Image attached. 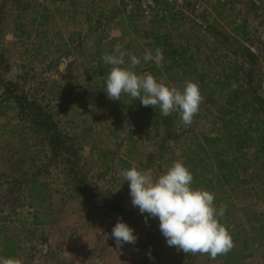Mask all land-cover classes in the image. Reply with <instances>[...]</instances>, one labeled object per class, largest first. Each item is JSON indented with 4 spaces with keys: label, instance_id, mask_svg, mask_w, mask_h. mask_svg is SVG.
Instances as JSON below:
<instances>
[{
    "label": "rangeland",
    "instance_id": "1",
    "mask_svg": "<svg viewBox=\"0 0 264 264\" xmlns=\"http://www.w3.org/2000/svg\"><path fill=\"white\" fill-rule=\"evenodd\" d=\"M139 1L0 0L5 4L0 11V35L8 42L13 62L18 66L24 64L27 68H39L43 58L51 66L55 58L63 57L49 76V86H44V90L39 87V95L49 105L55 120L66 130L82 135L84 129L92 127L83 143L79 144L81 164L93 182L98 180L99 194L103 199L107 193L119 196L121 203L129 209L123 213L125 221L138 237L135 245L125 244L118 249L109 228L110 220L94 214L90 201L72 197L74 191H60L49 200L40 198L44 201L41 212L52 213L47 217L49 224H35V211L28 204L30 199L21 198L16 205L10 203L17 212L10 227L20 233L19 259L22 264H138L137 261L145 257L148 258L146 264H224L219 255L215 260L207 254L189 253L178 257L179 250L158 241L163 237L159 234L160 229L156 230L159 228L158 218L148 217L145 222L147 214H141L137 207H133L129 184L120 175L122 170L133 166L155 178L177 160L186 167L194 163L206 165L207 177L212 183L203 189L214 194V205L218 210L221 207L228 209L231 225L241 223L234 229L239 242L252 235V226L248 223L254 222L253 215L264 214V154L257 153L260 143L254 110L240 109L235 114L240 122L237 126L242 123L245 129L240 130L244 131L247 140L244 150L252 160V166L247 168V184L242 185L240 181L245 177L242 171L246 167H239L238 178L232 176V179L223 173L220 157L212 158L214 153L211 152L210 157L201 158L199 147L192 142L210 148L213 145H206L204 140V135H207L220 137L214 149L222 144V132H227L222 125L230 124L228 118L230 114L234 115V111L222 113V104L227 103L225 98L222 99V88L215 81L222 79V72L237 66L235 60L243 58L240 43L251 44V48L260 53L256 71L261 84L259 91L264 94V15L251 13L249 5L240 0H202L199 7L197 0H185L179 8H176L175 0H155L156 15L147 19L140 13ZM251 1L262 5L260 0ZM178 9L187 16L179 24L169 19L171 11ZM243 17H249L251 25L257 27L254 34V38H260L257 43L249 44L239 33L242 30H233ZM155 21L164 25L153 26ZM207 25L231 34L232 42L223 37L221 49L208 45L214 36L212 30H206ZM118 43L126 53L125 66L130 64L129 54H134L141 59V64L135 69L138 74L148 72L158 82L170 87H183L180 85L185 80L184 71L187 72L185 81L197 84L200 73L214 78V86L209 90H202L198 85L203 101L191 125L183 124L178 111L164 116L158 107H144L139 99L132 100L127 94H122L120 101L108 98L105 90L110 66L104 63L102 56L112 54ZM157 48L162 50L163 59L144 62L145 50L155 56ZM185 48L194 55H189L193 59L187 57L188 63L183 65L179 58ZM229 107L232 108V104H228ZM135 117H144L145 121L166 119L169 122L162 123L163 128L166 123H171L180 129L168 136L167 148L157 153L160 137L154 129L150 133L129 132L134 127ZM14 119L7 122L0 117V175L8 169L12 154L18 157L30 151L32 155L36 148L30 131L25 134L24 130L21 134L14 132ZM23 137L25 142H20ZM6 143L15 148L13 153H4L1 149ZM21 143L25 147L20 148ZM68 177L62 168L52 188H61ZM34 203L36 205L37 201ZM225 213L219 218L221 221L226 218ZM45 216L40 215L39 220ZM148 220H152V224ZM27 237L30 240H26ZM250 245L245 251H252L254 255L244 262L264 264V246L255 242Z\"/></svg>",
    "mask_w": 264,
    "mask_h": 264
},
{
    "label": "trees",
    "instance_id": "2",
    "mask_svg": "<svg viewBox=\"0 0 264 264\" xmlns=\"http://www.w3.org/2000/svg\"><path fill=\"white\" fill-rule=\"evenodd\" d=\"M240 1H244V4L249 5L248 10L250 9L249 11L251 13L264 15V0H260L262 5H257L251 0H246V2L245 0ZM0 5V11H2V7L5 4L1 2ZM184 14L186 13L181 9L174 10L171 11L169 19L179 24L183 18H187ZM129 17L131 18L132 15H129ZM159 24V22L155 21L152 25ZM160 25L164 24L161 23ZM254 28L251 25L250 18L243 17L242 21L233 27V30H242L239 33L243 34L248 43H257L260 41V38H254L257 27ZM206 30H212L214 36V40L208 45H214L215 48L221 49L222 46L220 45H222L223 37L227 42H232L231 34L221 32L217 28H213L212 25H207ZM1 37L0 35V117H4L7 122L15 118L14 120L16 122L14 121L13 125L14 132L21 134L24 130L25 134L30 131V138L33 141L32 144L36 148L33 150L32 155H30V151H26L27 153H22L18 157L14 156L16 154H12L10 157L11 162L9 161L7 165L8 169L3 170L0 175V257H14L18 259L20 257L19 251L21 250V243L20 238L18 239L20 233H16L10 225L14 215H17L16 207L11 204L16 205L18 201L21 202V198L30 199L28 204L35 211V219L33 221L35 224H49L50 221L47 217L50 216L51 211L41 212L40 209L44 206V201H41L40 198L49 200L51 196L60 193V191L61 193L74 191L73 194L71 193L72 197L75 199L82 197L90 201V209L94 214L101 215L110 220L109 228L112 233V229L117 223L118 218H122L123 222L126 223L123 213L129 209L121 203L117 194L107 193V196L103 199L100 196L101 194H99L100 185L98 184V180L93 182L81 164V156L78 150L79 144L81 142L83 143L87 131H91L92 127L84 129L82 135L66 130L55 120L49 105L39 95V87L42 86V90H44L46 88L44 86H49V76L57 69L63 57L55 58L54 64L51 66H48L46 58H43L42 62H40L41 65L39 68H27L24 64L18 66L17 63L12 61L9 55L8 42L4 41ZM239 46L240 51L243 53V58L235 60L237 66L233 67L230 71L222 72V79L215 81L222 88V99L225 98L227 105L232 104V108H227V105L222 104V113L226 114L230 113V110L234 111V115L230 114L228 118L230 124L226 126L222 125L223 129L224 127L227 128V132H222V144L217 146V150L214 149L215 143L217 144L220 137L207 135H204V140L206 145H213L210 148H205L201 143H197L196 141L192 142L199 147V153L202 154L201 158L205 159L210 157L211 152L215 154L211 156L212 158L216 159L220 157V165L225 175L237 177L239 167H246L242 171L245 177L240 179L242 185H245L248 183L246 178L248 174L247 168L252 166V160L247 157V152L244 150L247 142L244 135L245 129L242 128V123L240 126H237L240 122L236 120L235 114L239 113L240 109L249 108H252L255 114H257L256 120L254 121L256 124L255 127L258 128L257 139L260 143L257 153L264 154V94L259 91L261 84L256 71L260 53L253 50L251 44L245 45L244 43H240ZM67 54L65 53V55ZM189 55H194V52L190 53L188 48H185V51L179 58V60L183 61V65L188 63L186 59ZM189 58L193 59L191 57ZM210 68L212 69V67ZM186 73L184 71L185 80ZM196 80L202 90H209L214 86V78L210 77L207 73H200ZM184 82L180 86H183ZM36 91H38V94L35 93ZM212 93L210 92V95ZM167 121L166 119L151 118L149 121H145L144 117H135L134 127L129 132L131 134L134 132L150 133L151 129H154L153 131L160 137V141L157 142V153H160L167 148L165 145L167 144V140H169L168 136L171 133L175 134L180 129V127L178 129L171 123H166L167 126L163 128L162 123ZM20 142H25V137ZM21 146L25 147L23 143L20 144V148ZM1 149L4 153H13L15 150L14 147L7 143ZM36 153H38V156ZM24 157H27L29 160ZM62 168H64L69 177L61 188H52L51 185L57 180ZM187 168L193 175L191 185L193 188L203 189L204 186L208 187L211 185L212 180L207 177L206 165L194 163L187 165ZM35 200L37 201L36 205L34 203ZM225 212L226 218L222 219V221L219 219V222L228 229L232 236L234 247L228 254L219 255V257L222 258L224 264H246L244 259L254 254L252 251L246 252L245 249L249 248L251 246L250 244L254 242L264 246V214L253 215L254 222L248 223L252 226V235L249 236L248 240L239 242L238 235L234 232V229L241 223L239 225L237 224V226L231 225V222L229 223L230 218L227 217L229 216L228 209ZM40 215H46L45 219L39 220ZM148 222L152 224V220H148ZM259 222H261L260 226H258ZM244 223L246 224L247 222ZM156 230L159 231V228ZM253 232L255 233L253 234ZM159 234L162 235V233ZM163 237H160L158 241L167 245ZM26 240H30V238L27 237ZM236 245L238 248H236ZM174 251L176 252V249ZM186 255L182 250L177 252L178 257H185ZM146 260H148L147 257L137 262L138 264H146Z\"/></svg>",
    "mask_w": 264,
    "mask_h": 264
},
{
    "label": "clouds",
    "instance_id": "3",
    "mask_svg": "<svg viewBox=\"0 0 264 264\" xmlns=\"http://www.w3.org/2000/svg\"><path fill=\"white\" fill-rule=\"evenodd\" d=\"M122 45L116 44L112 54L105 53L102 60L109 65L106 76V94L113 101H120L122 94L132 100L139 99L144 107L159 108L160 114L169 116L180 113L185 126L191 125L198 113L203 97L196 82L187 80L182 88L158 82L148 72L138 74L135 69L141 59L129 54L130 64L125 66ZM162 60V50L157 48L155 56L145 50L143 61ZM130 189L131 203L141 214L158 218L159 229L167 245L182 250L185 254H207L215 260L218 255L228 254L234 247L232 236L226 226L219 222L225 209L214 205V194L202 188H193V175L182 161H174L162 174L153 177L133 166L120 172ZM116 247L135 245L138 237L134 229L122 218H118L112 229ZM149 256H151L149 252ZM0 264H22L14 257H0Z\"/></svg>",
    "mask_w": 264,
    "mask_h": 264
},
{
    "label": "built area",
    "instance_id": "4",
    "mask_svg": "<svg viewBox=\"0 0 264 264\" xmlns=\"http://www.w3.org/2000/svg\"><path fill=\"white\" fill-rule=\"evenodd\" d=\"M43 2V0H40ZM172 2V0H169ZM185 0H175V6L176 8H179L183 4ZM198 4L197 7H199L202 4V0H197ZM156 3L155 0H140L139 1V10L140 13L147 19H152L156 15Z\"/></svg>",
    "mask_w": 264,
    "mask_h": 264
}]
</instances>
